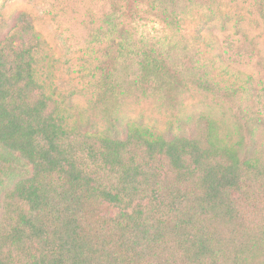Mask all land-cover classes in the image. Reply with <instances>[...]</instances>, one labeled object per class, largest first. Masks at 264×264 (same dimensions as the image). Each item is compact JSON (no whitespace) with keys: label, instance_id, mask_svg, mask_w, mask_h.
Masks as SVG:
<instances>
[{"label":"trees","instance_id":"obj_1","mask_svg":"<svg viewBox=\"0 0 264 264\" xmlns=\"http://www.w3.org/2000/svg\"><path fill=\"white\" fill-rule=\"evenodd\" d=\"M35 49L0 36V264H249L259 246L238 206L260 171L249 121L231 144L207 121L200 136L113 126L93 146L47 113Z\"/></svg>","mask_w":264,"mask_h":264},{"label":"rangeland","instance_id":"obj_2","mask_svg":"<svg viewBox=\"0 0 264 264\" xmlns=\"http://www.w3.org/2000/svg\"><path fill=\"white\" fill-rule=\"evenodd\" d=\"M21 14L31 29L18 21ZM0 36L36 44L35 79L50 98L47 113L68 135L93 146L113 126L200 136L207 121L231 144L249 121L260 171L238 201L239 223L244 238L259 246L249 264H261L264 0H0ZM4 182L11 184L7 176ZM5 195L2 190L0 210ZM94 212L102 216L108 209ZM209 228L228 236L223 223Z\"/></svg>","mask_w":264,"mask_h":264}]
</instances>
